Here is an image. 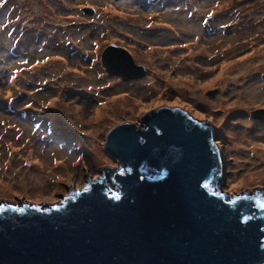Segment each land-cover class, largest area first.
I'll list each match as a JSON object with an SVG mask.
<instances>
[{
    "label": "rangeland",
    "instance_id": "rangeland-1",
    "mask_svg": "<svg viewBox=\"0 0 264 264\" xmlns=\"http://www.w3.org/2000/svg\"><path fill=\"white\" fill-rule=\"evenodd\" d=\"M1 9L0 109L15 116L0 111V200L43 198L83 170L104 177L108 154L94 126L147 99L212 126L220 186L248 180L264 191L251 145H229L237 135L264 145V0H2ZM146 27L177 35L164 41ZM65 42L75 53L58 48ZM128 55L145 69L123 80ZM26 80L40 91L19 99Z\"/></svg>",
    "mask_w": 264,
    "mask_h": 264
},
{
    "label": "water",
    "instance_id": "water-1",
    "mask_svg": "<svg viewBox=\"0 0 264 264\" xmlns=\"http://www.w3.org/2000/svg\"><path fill=\"white\" fill-rule=\"evenodd\" d=\"M126 59L119 77L144 74ZM122 114L93 129L104 177L83 170L43 198L0 200V264H264V194L248 180L216 187L212 126L158 99Z\"/></svg>",
    "mask_w": 264,
    "mask_h": 264
},
{
    "label": "trees",
    "instance_id": "trees-1",
    "mask_svg": "<svg viewBox=\"0 0 264 264\" xmlns=\"http://www.w3.org/2000/svg\"><path fill=\"white\" fill-rule=\"evenodd\" d=\"M11 7V6H10ZM196 9V8H195ZM197 10V9H196ZM5 11L6 10H3L2 11V9H1V11H0V20H2L3 18H1L3 15H4V13H5ZM4 21H5V19L3 20V23H4ZM96 25H98L99 23H95ZM217 24V23H216ZM216 24H214L215 26H216ZM92 27V26H91ZM97 28H99V27H97ZM94 28H92V33H95V32H97V33H99V30H97V29H94ZM141 32L142 33H145V35L147 34V33H157L158 35H160L161 36V39H164V41H168L169 42V38H172V37H174V35H177L175 32H173V31H170L169 29H167V28H160V27H156L155 28V30H153L151 27H146V28H142V30H141ZM29 34H32V36L35 38V34L33 33V31L32 30H29ZM86 35V34H85ZM165 39H168V40H165ZM46 42L47 41H49V40H47V39H44ZM11 41L12 40H10V42H9V40H7V42H6V44L7 45H9L10 43H11ZM163 41V40H162ZM28 44H29V42H27ZM49 44H47V45H50L51 43L50 42H48ZM32 45H35V41H32ZM5 48V44H3L1 41H0V49L1 50H4V48ZM8 47V46H7ZM59 47H63L64 48V50L65 51H69V49H72V48H70V46L65 42V44H61V45H59L58 46V48ZM61 57H63V58H65V56L66 57H68L67 55H65V54H62V55H60ZM88 59V58H87ZM86 68H92V66H88V67H86ZM107 72H109L108 70H104L103 71V73H107ZM26 82H27V86L25 87V93H24V95L22 96V95H20L21 97L19 98V99H21L22 97H23V99H26V97H25V95L26 94H33V93H36V92H38V91H40V88H36L35 90H33V89H29V87H31L32 85H40L39 83H36V82H34V81H28V80H26ZM50 87H51V85H46L44 88H46V89H50ZM31 90H33V91H31ZM28 91H31V92H28ZM80 91V90H79ZM70 95H74V93L73 94H70ZM78 96H82V97H85L86 95H85V93H78ZM17 108H14L13 110H16ZM0 111H2V113H4V114H10L11 116H15V115H12V112L11 111H9V110H7V107H5V106H2V109H0ZM15 112H17V111H15ZM84 166H87V165H85L84 164ZM210 190H211V188H210ZM255 194L257 195V196H260L261 194H264V191L263 190H261V189H259V188H257L256 189V191H255Z\"/></svg>",
    "mask_w": 264,
    "mask_h": 264
},
{
    "label": "bare ground",
    "instance_id": "bare-ground-1",
    "mask_svg": "<svg viewBox=\"0 0 264 264\" xmlns=\"http://www.w3.org/2000/svg\"><path fill=\"white\" fill-rule=\"evenodd\" d=\"M157 0H154V2H156ZM7 6H10L9 4H7ZM92 30V29H91ZM160 36V35H159ZM161 37V36H160ZM65 51V50H64ZM65 52H71L72 54L75 53L73 49H69V51H65ZM224 70L222 69V71H220L219 73H222ZM171 82V81H170ZM173 82V81H172ZM174 82L178 83V79L177 80H174ZM173 82V83H174ZM213 82L209 81L207 82L204 86H208V85H212ZM242 99V98H241ZM240 99V100H241ZM244 100H246L245 98H243ZM236 103H239L240 105H244V104H248V103H241V102H236ZM238 133H240V136L243 134L241 131H239ZM243 137V136H242ZM256 139L258 140H262L260 138V134L258 133L257 135H255ZM227 138V137H226ZM239 135H237L235 138L231 137L230 138V141L231 143H229L230 147H234L233 149H235V147H237V144L239 145V143H245V144H249L251 145L250 149L247 151L251 153V155H249L248 157H253L255 158L256 160L259 159V161H262L263 164H264V147H261V144H256L257 142H254L253 139H249L248 142H243V141H239ZM255 139V140H256ZM264 144V143H263ZM258 145V146H257ZM231 147V148H232ZM258 256V255H257Z\"/></svg>",
    "mask_w": 264,
    "mask_h": 264
},
{
    "label": "snow or ice",
    "instance_id": "snow-or-ice-1",
    "mask_svg": "<svg viewBox=\"0 0 264 264\" xmlns=\"http://www.w3.org/2000/svg\"><path fill=\"white\" fill-rule=\"evenodd\" d=\"M0 2H2V0H0ZM208 15H212V13H208ZM7 99H11V97L9 96V97H7ZM230 107H231V105H230ZM145 111H147V109H145ZM261 147H264V145H261ZM235 187V186H234ZM3 206H0V208H2Z\"/></svg>",
    "mask_w": 264,
    "mask_h": 264
},
{
    "label": "clouds",
    "instance_id": "clouds-1",
    "mask_svg": "<svg viewBox=\"0 0 264 264\" xmlns=\"http://www.w3.org/2000/svg\"><path fill=\"white\" fill-rule=\"evenodd\" d=\"M108 60H109L110 63H112L110 59H108ZM105 70H108L107 66H106V69H105ZM108 71H109V70H108ZM183 110H184V109H183ZM211 134H212V133H211ZM212 136H213V134H212ZM220 176H221V175H220ZM220 181H221V180H220ZM220 181H219V182H220ZM220 184H221V182H220ZM220 184H218L216 187L220 186ZM214 188H215V187H214Z\"/></svg>",
    "mask_w": 264,
    "mask_h": 264
},
{
    "label": "flooded vegetation",
    "instance_id": "flooded-vegetation-1",
    "mask_svg": "<svg viewBox=\"0 0 264 264\" xmlns=\"http://www.w3.org/2000/svg\"><path fill=\"white\" fill-rule=\"evenodd\" d=\"M140 123H138L137 125H139ZM110 181V180H109ZM111 182V181H110Z\"/></svg>",
    "mask_w": 264,
    "mask_h": 264
}]
</instances>
